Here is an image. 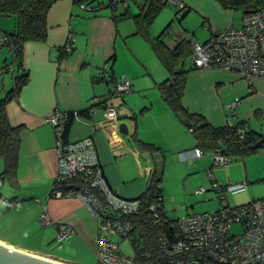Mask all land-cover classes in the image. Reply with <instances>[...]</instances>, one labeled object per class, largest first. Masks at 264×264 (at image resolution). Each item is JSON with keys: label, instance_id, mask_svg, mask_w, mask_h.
<instances>
[{"label": "crops", "instance_id": "1", "mask_svg": "<svg viewBox=\"0 0 264 264\" xmlns=\"http://www.w3.org/2000/svg\"><path fill=\"white\" fill-rule=\"evenodd\" d=\"M181 1L190 8L183 16L182 21L179 19L181 31L196 35L199 29L201 32L208 31L211 36L213 32L236 26L238 22H242L234 10L223 8L217 0ZM79 4L78 0L55 2L48 12L47 38L25 43L23 68L29 72V80L6 107L10 124L22 126L18 168L15 178L12 179L11 185H8L7 189L14 195L10 203L28 201V205L33 209L32 219L29 223H24V229L37 226L40 215L46 209L54 224V229L58 231L57 225L66 223L73 226L76 233L65 240L68 242V252L47 248L42 240L33 245L14 243L1 236L0 240L66 264H101L96 256L98 224L88 208L77 198L48 197L55 183L58 162L56 136L47 117L55 109L82 111L93 106L94 111L73 120L68 138L69 140H79L91 136L96 143L100 162L110 185L119 194L128 198L138 197L145 191L148 183L147 174L151 171V166L154 168V162L142 149L141 142L133 137L134 133L140 141L153 143L160 148L161 146L165 147V143L176 145L180 149H184L186 153L197 147V141L192 130L182 122L163 97L160 85L168 76L160 82H157L158 80L153 76L154 84H149L140 82L133 71H126L130 74L133 84L129 95H135L140 90L159 89L151 96V100L146 102L143 109H145V113L154 110L157 105L165 112L172 128L171 142H167L168 138H165V133H162L159 127L155 126L151 132H148L141 126L137 119V108L127 103L124 94L121 96L115 94L107 103L118 105L119 123L127 122L129 133L121 132L119 123L103 124L104 105H93V99L115 90L116 81L120 75L117 65L120 57L119 43L121 38L131 34V30L125 31V25L121 23L123 19H117L114 16L127 10L131 12L130 3L128 6L124 5V9L120 12L116 9L102 10L105 7L97 0L92 3L94 7L92 10H84ZM189 12L193 13L191 16L195 20V24L187 20L186 16ZM15 26L16 19L14 17L0 15V32L13 30ZM203 26L208 27L209 30ZM166 31L168 30H164L162 36L156 37H161L168 46L173 48L183 40L181 32L176 35L177 37L174 36L169 40L165 36ZM135 33L136 30L132 34ZM70 40L74 44L73 50L71 52L62 51V47ZM131 50L133 51L132 47ZM148 55L149 51L144 56L145 59ZM138 59L145 63L141 58ZM11 61L10 47L0 43V93L2 94L13 87L15 75L18 73L16 65L4 69V66ZM144 65L147 68V64ZM103 67H107L109 73L104 78L95 80L96 75ZM217 77L221 79L218 82L239 79L235 73H220L217 74ZM250 84L255 85L256 92H259V87L264 89V78L255 79ZM131 96L128 97L129 102ZM243 102H240L238 113L240 119L234 123L240 120L248 123L251 118L247 115ZM183 104L189 112L202 115L214 127H222L227 124V120L223 119V114L214 119L206 112L202 114L199 110L191 109L184 101ZM257 105L264 107V102H259ZM255 131L264 135L258 130ZM231 157V161H233L234 156ZM150 163L152 164L150 165ZM262 171L264 172V145L258 151L242 156L240 161L229 165L227 173L229 178L224 183L244 181L248 184L246 191H249L251 199L264 197V193L258 195L262 192H258V185H254L259 182L264 183ZM10 208L14 207L10 205ZM64 242L60 247L65 245Z\"/></svg>", "mask_w": 264, "mask_h": 264}, {"label": "built area", "instance_id": "2", "mask_svg": "<svg viewBox=\"0 0 264 264\" xmlns=\"http://www.w3.org/2000/svg\"><path fill=\"white\" fill-rule=\"evenodd\" d=\"M130 0H110L109 5L117 9L118 4L129 5ZM143 1V0H142ZM178 6V16L182 17L188 7L181 0H166ZM83 9H93L87 0L79 2ZM181 38L191 43L190 64L196 68H222L235 71L244 77L264 78V7L244 14L240 26L213 32L204 42H193V34L181 31ZM9 37L0 32V43ZM72 40L65 43L62 51L71 52ZM107 67L100 69L96 76L104 77ZM1 85V77H0ZM130 78L118 79L114 92L102 97H95L93 105H104V125L119 123V108L107 103L115 94L132 91ZM237 100L228 105L235 114ZM94 111V108H91ZM74 119L82 116L72 112ZM70 118V111L55 109L47 117L56 136L58 170L55 183L48 194L50 198L74 197L83 202L98 224V246L96 256L101 264H264V197L253 198L243 204H232L227 193L246 191L244 181L219 183L213 172L209 171L212 187L219 195L220 206L213 211L188 213L182 217H169L165 210L164 199L155 193L149 210L161 228L156 234L155 249L142 253L143 238L136 231L133 218L139 215L144 206L138 197L128 198L119 194L110 185L100 162L98 149L91 136L79 140H66L65 126ZM227 123L237 125L228 117ZM240 136L245 130L238 127ZM205 154L200 147H195L184 156L200 158ZM214 165H227L231 155L221 150L213 152ZM153 171L147 174L148 180ZM209 190L204 186L194 190L202 194ZM42 225L52 223L45 209L39 219ZM57 224V223H55ZM57 239L63 242L76 233L70 224L60 223ZM132 236L136 254L128 255L121 251V240ZM135 239L137 241H135ZM143 259L145 263H140Z\"/></svg>", "mask_w": 264, "mask_h": 264}, {"label": "rangeland", "instance_id": "3", "mask_svg": "<svg viewBox=\"0 0 264 264\" xmlns=\"http://www.w3.org/2000/svg\"><path fill=\"white\" fill-rule=\"evenodd\" d=\"M97 1L105 7L102 10H114V8L109 5L110 0ZM129 2L131 12H139L140 0H130ZM117 7L116 10L120 12L124 9V4L120 3ZM177 9L178 6L172 2H167V4L163 6L150 26L149 32L152 37L162 36L163 31L166 29L168 31H166L167 34L165 36L169 38V40L177 34H180L181 27L180 20L176 16ZM234 11L241 20L243 16L241 10ZM88 12L91 13L90 11ZM189 14L186 16L187 20L195 24V20L191 16L193 13L189 12ZM121 23L125 25V31L131 30V34L125 38H121V42L119 43L120 57L117 65L120 75L118 78L131 79L130 74L126 73L127 70L133 71L142 83L147 82L149 84H154L155 79L153 76L158 80L157 82L166 78L169 72L153 51L149 41L139 33L132 34L137 30L135 20L130 17L123 19ZM240 24L241 22H238L236 26ZM203 27L209 30L208 27ZM209 37L208 31L201 32V30L198 29L196 35L193 36V42L196 40L204 42V40ZM148 51L149 55L145 59L144 56L148 54ZM138 58L145 61L147 68L144 65L145 63L139 61ZM190 67L189 57L184 64V68L190 70L188 72L183 101L189 105L191 109L199 110L202 114L206 112L212 115L214 119H217L220 114H223L224 121L228 120V117H231V121L236 122L240 119L238 115L240 102L244 101L243 103H245L247 115L251 117L247 126L264 133V107L257 105L259 102H264V89H260L259 87L258 89L260 91L256 92L255 85L250 84L255 79H263V77L248 78L235 71L222 68L191 69ZM220 73H235L239 79L222 80L218 82V80L221 79L217 77V74ZM157 91H159L158 88H151L144 91H137L136 94L132 96L129 95L131 91L124 93V95L127 98V103L137 108V119H139L141 126L148 132H151V129L155 126L159 127V130L165 133V138H168L166 139L167 142H171L170 134L172 133V128L170 127L171 125L169 124L165 112L156 105L154 110L144 113L145 109L143 108L146 102L150 101L152 98L151 96L157 93ZM0 94L3 95L2 93ZM129 96H131L130 102L128 101ZM237 99L235 114L232 116L233 108H229L228 105L234 103ZM165 144V147L161 146V149L155 151L145 148L142 149L147 152V156L151 157L154 162V167H156L158 171V175L162 176L161 185L163 187L165 210L169 217L177 218L185 216L188 213L216 210L220 206L219 195H217L212 187L209 171H213L219 183L226 185L224 182L229 178V175H227L229 165H233L237 161H240L242 156H234L233 161L225 166H215L213 164V152L210 150H206L205 154L200 158H193L184 156V149H180L176 145ZM4 167V160L0 156V236L14 243H23L25 245H33L42 240L47 248H55L59 252H68L67 241L64 242L65 245L63 247H60V243L57 239L58 231L54 229L53 222L42 225L39 223L38 219L37 226L41 227L40 229L37 226H30L24 229V223H29L32 219L33 209L28 205V201L10 203L14 195L9 192L7 188L9 187L8 185H11L12 179L2 174ZM263 173L262 171V174ZM254 185H258V192H262L258 195L264 193V183L259 182ZM201 186L209 190L202 194L195 193L194 190ZM226 196L232 204H243L250 201L252 198L249 195V191H242L235 194L227 193ZM10 205L14 208L9 209ZM132 238V236L126 237L122 239L120 243L121 251L130 256L136 254Z\"/></svg>", "mask_w": 264, "mask_h": 264}, {"label": "trees", "instance_id": "4", "mask_svg": "<svg viewBox=\"0 0 264 264\" xmlns=\"http://www.w3.org/2000/svg\"><path fill=\"white\" fill-rule=\"evenodd\" d=\"M57 1L0 0V15L16 19V26L13 30L3 31L9 37L8 41L4 44L9 46L12 51V61L4 66V69H9L11 65H16L18 73L15 75L13 87L3 95L0 94V156L5 163L2 174L11 179L15 178L18 168L22 126H12L10 124L6 107L29 80V72L23 68L24 45L31 40L39 41L47 38L48 12ZM217 1L225 9L241 10L243 15L264 7V0ZM166 4V0H144L140 4L139 12L131 13L127 10L114 17L117 19L132 17L137 25L136 33L141 34L149 41L152 49L167 68L169 72L168 78L160 85L163 97L182 122L192 130L197 141V147L202 148L204 152L206 150L212 152L221 150L231 156H246L258 151L259 148H255L254 145L260 139H264V135L248 127L245 121L240 120L237 125L227 123L222 127H214L202 115L191 113L184 107L183 97L190 70L184 68V64L186 59L190 57L191 43L181 40V42L172 48L161 37H152L149 32L154 19ZM185 6L188 7L189 11V6L186 4ZM178 13L179 9L176 11V16L182 21L183 16H178ZM190 68L196 69V67ZM106 72L109 73L108 69ZM100 79L102 77L96 76L95 78V80ZM91 108L93 106L87 110L78 111V113L81 116H85L87 113H90ZM72 112L70 111V118L65 126L64 137L66 140L69 139L70 126L74 120ZM238 127H242L245 130L243 137L240 136ZM133 137L141 142L142 147L145 149L153 151L161 149L153 143L140 141L136 137V133L133 134ZM161 180L162 176L158 175V171L154 167L145 191L139 196L144 206L141 213L135 216L133 220L136 224V231L140 232L143 238L144 246L138 250V253H142L147 249H155L156 234L161 225L155 222L149 206L153 201H156L155 193L157 192L164 199ZM135 241L137 240L135 239ZM139 262L145 263L143 259H139Z\"/></svg>", "mask_w": 264, "mask_h": 264}, {"label": "water", "instance_id": "5", "mask_svg": "<svg viewBox=\"0 0 264 264\" xmlns=\"http://www.w3.org/2000/svg\"><path fill=\"white\" fill-rule=\"evenodd\" d=\"M82 1V0H78ZM94 0H88V4H92ZM185 15V14H184ZM104 78V77H103ZM108 94V93H107ZM120 131L128 134L129 125L123 121L119 123ZM264 145V139H260L255 143V148H261ZM152 163H150L151 165ZM0 264H66L64 262L38 255L13 245L7 244L0 240Z\"/></svg>", "mask_w": 264, "mask_h": 264}]
</instances>
